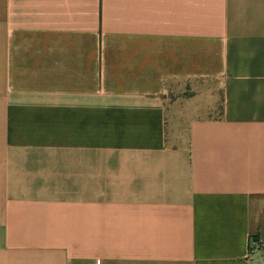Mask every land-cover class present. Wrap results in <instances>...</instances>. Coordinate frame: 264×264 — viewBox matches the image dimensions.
Segmentation results:
<instances>
[{
    "label": "crops",
    "instance_id": "obj_1",
    "mask_svg": "<svg viewBox=\"0 0 264 264\" xmlns=\"http://www.w3.org/2000/svg\"><path fill=\"white\" fill-rule=\"evenodd\" d=\"M0 264H264V0H0Z\"/></svg>",
    "mask_w": 264,
    "mask_h": 264
},
{
    "label": "built area",
    "instance_id": "obj_2",
    "mask_svg": "<svg viewBox=\"0 0 264 264\" xmlns=\"http://www.w3.org/2000/svg\"><path fill=\"white\" fill-rule=\"evenodd\" d=\"M249 244H250V251L252 252V251H254V250H256L258 247H260V244H261V241L260 240H258V238H254V237H250L249 238Z\"/></svg>",
    "mask_w": 264,
    "mask_h": 264
},
{
    "label": "rangeland",
    "instance_id": "obj_3",
    "mask_svg": "<svg viewBox=\"0 0 264 264\" xmlns=\"http://www.w3.org/2000/svg\"><path fill=\"white\" fill-rule=\"evenodd\" d=\"M217 112H218V110L216 109V110L212 113V115H217Z\"/></svg>",
    "mask_w": 264,
    "mask_h": 264
}]
</instances>
